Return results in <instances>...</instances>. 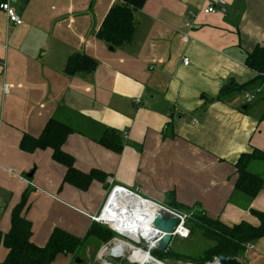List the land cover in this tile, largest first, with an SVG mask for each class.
<instances>
[{
	"label": "crops",
	"instance_id": "obj_1",
	"mask_svg": "<svg viewBox=\"0 0 264 264\" xmlns=\"http://www.w3.org/2000/svg\"><path fill=\"white\" fill-rule=\"evenodd\" d=\"M115 1L11 0L18 26L0 10V232L9 231L12 211L26 197L22 215L33 244L45 246L54 229L83 238L108 199V179L174 210L257 227L251 211L264 213V181L253 198L235 191V164L253 149L264 153V82L215 99L230 82L256 77L245 58L264 48V0H222L211 14L203 9L218 0H146L135 12L132 41L113 48L96 34ZM73 54L91 57L96 70L65 75ZM50 119L72 129L62 150L74 168L98 171L103 181L80 190L64 181L66 168L51 149H20L22 136L38 137ZM110 131L119 135L109 140L117 151L101 143ZM258 162L248 170L263 176ZM253 242L241 264H264V237ZM6 255L0 245V262ZM74 260L59 254L54 261Z\"/></svg>",
	"mask_w": 264,
	"mask_h": 264
},
{
	"label": "trees",
	"instance_id": "obj_2",
	"mask_svg": "<svg viewBox=\"0 0 264 264\" xmlns=\"http://www.w3.org/2000/svg\"><path fill=\"white\" fill-rule=\"evenodd\" d=\"M3 1L0 0V3ZM145 1L116 0L97 32V38L113 48L129 44L136 29L135 12L141 10ZM245 64L256 73L254 80L245 85L230 82L222 89L215 100L222 101L227 97L246 92L264 82L263 47H256L249 53L245 58ZM96 68L97 62L91 57L84 54H73L68 58L63 72L67 76L81 73L90 74ZM262 118H264V112ZM71 133L72 129L65 124L50 119L38 137L23 135L19 147L22 151L29 153L39 149H51L54 161L66 168L64 181L80 190H86L93 179L103 181L104 177L98 171L82 173L74 168L72 157L62 150L67 136ZM118 137L119 135L114 131L107 132L102 137L101 143H107L113 150L117 151L120 146L112 145L109 140L111 138L118 139ZM256 160L264 162V153L253 149L250 153L240 155L235 164L237 181L234 190L251 198L263 189L262 176L248 170L249 163ZM25 199L26 197L13 209L9 231L5 234L0 232V245H3L7 250V255L0 264H51L59 254L73 255L89 243H93L94 247L98 249L116 236L107 226L93 222L83 238H77L60 229H54L45 246H36L30 240L31 223L22 215ZM175 209L190 213V217L185 223L186 227L188 229L192 228L193 233L198 232L205 240L213 243L203 250L197 256L198 258H190L193 264L212 263L217 256L242 258L247 243L264 237V213L251 211V214L258 220L257 227L246 222L227 227L217 220L207 218L198 209H186L180 206L175 207ZM143 249L146 250V248ZM164 252L154 249L150 251V256L164 260Z\"/></svg>",
	"mask_w": 264,
	"mask_h": 264
},
{
	"label": "bare ground",
	"instance_id": "obj_3",
	"mask_svg": "<svg viewBox=\"0 0 264 264\" xmlns=\"http://www.w3.org/2000/svg\"><path fill=\"white\" fill-rule=\"evenodd\" d=\"M156 210L157 207L153 204L128 192L115 191L109 195L101 217L120 236L135 242L142 239L153 250L157 246L155 240L158 237V231L151 224ZM127 247L132 250L129 258L131 262L145 264L150 261L151 256L146 253L147 250L130 247L122 241L112 247L111 254L120 256ZM103 254L104 250H101L99 255ZM103 264L108 262L104 261Z\"/></svg>",
	"mask_w": 264,
	"mask_h": 264
},
{
	"label": "rangeland",
	"instance_id": "obj_4",
	"mask_svg": "<svg viewBox=\"0 0 264 264\" xmlns=\"http://www.w3.org/2000/svg\"><path fill=\"white\" fill-rule=\"evenodd\" d=\"M254 103L258 105L262 103L260 96H258L257 99H255ZM255 172L257 173L263 172L262 179L264 178V162L263 161L258 162L255 168ZM107 192H106L107 195H109V193L111 192V189H109V187H108ZM168 202H169V199H168ZM189 231H190L189 237L186 239H181L176 236L173 237L171 240V243L168 246V249L163 254L165 256L164 257L165 259L159 260L156 258V260H158L161 264H193L190 258H195V257L198 258L197 256H199L203 252V250L210 247L213 243L205 240L202 236H200L198 232L193 233L192 228L189 229ZM119 240H122V242H124L125 245L128 243L130 247L133 246L136 249H140L143 251H144L143 248H146L147 246L145 241L142 239L139 240L138 242H135V241H131L130 239L126 237H122L121 239L119 238ZM98 249H96L92 243H89L83 249L77 250L74 256L76 258H79L83 262V264H100L98 257H97L99 250H100ZM131 252L132 250L129 249V247H127L124 251V254H126L125 256L126 258H122L119 260L111 259L109 262L111 264H136V263L131 262L129 259ZM55 263L56 261H53L51 264H55ZM71 264H75V260L72 261Z\"/></svg>",
	"mask_w": 264,
	"mask_h": 264
},
{
	"label": "built area",
	"instance_id": "obj_5",
	"mask_svg": "<svg viewBox=\"0 0 264 264\" xmlns=\"http://www.w3.org/2000/svg\"><path fill=\"white\" fill-rule=\"evenodd\" d=\"M225 3L222 1V0H218V1H215L213 3H211L209 6H207L206 8L203 9V12L205 14H211V13H215L217 11V6H223ZM0 10L3 11L6 16H7V20H8V23L10 25H15V26H18L22 23V20H21V17L15 12V10L11 7V0H4L2 3H0ZM190 14V17L191 18H194V15L192 13H189ZM185 27L187 29V32H185L183 35V40L184 42L188 41V32L189 30H191L192 28V22L190 21H187L185 23ZM188 59L187 58H184L183 59V65H187L188 64ZM252 99L250 97H247V102H251ZM136 103H138L139 101L136 100L135 101ZM195 122V120H193ZM127 135L128 133L127 132H123L122 133V138L123 140L127 139ZM107 184H109V189H111V192L109 193V195L115 191H119L120 189L122 191H125V192H128V193H131L132 195L144 200V201H147L151 204H153L154 202L152 201H149V200H146V199H143L142 197H140L136 192H130V191H127L119 186H116V185H112V180L111 179H108L107 180ZM109 198V196H108ZM108 200V199H107ZM107 200L105 201L100 213L98 215H95V216H90V219L92 222H95V223H99V224H103L105 226H109L104 220L103 218L101 217L102 216V213H103V210H104V207L106 206V203H107ZM155 207H157V210H156V213L153 217V219L155 218V216L157 214H162L163 216L167 217V216H176L178 219H179V224L177 225L176 229L174 230L173 232V235H172V238L173 237H179L181 239H186L189 237V234H190V231L189 229L186 227V221L189 219L190 217V213H186V212H182V211H179V210H174V209H171L165 205H161V204H157V203H154ZM153 221V220H152ZM110 228V226H109ZM158 231V230H156ZM120 235V234H119ZM162 236V233L160 231H158V237L156 238L155 242H156V245L159 241V239L161 238ZM123 236H120V239L122 238ZM122 240H119V238H114L113 240H111L109 243H106L104 244L103 246H101L100 250H99V253L101 250H104V254L102 256L99 255L98 253V260L100 262V264H103L104 261H106V257L107 256H111L112 259H122V258H126V254H121L120 256H117L115 257L114 255L111 254V250H112V247L116 245L117 242H120ZM128 244V243H127ZM133 247V246H132ZM135 248V247H133ZM156 249V248H155ZM247 249H252V247L250 245H247ZM151 251V250H150ZM107 262V261H106ZM108 264H111L110 262H108Z\"/></svg>",
	"mask_w": 264,
	"mask_h": 264
},
{
	"label": "water",
	"instance_id": "obj_6",
	"mask_svg": "<svg viewBox=\"0 0 264 264\" xmlns=\"http://www.w3.org/2000/svg\"><path fill=\"white\" fill-rule=\"evenodd\" d=\"M110 50L112 49L110 48ZM119 191L122 190L120 189ZM153 205L155 204L153 203ZM151 224L154 230H158L162 233V236L157 243L156 250L159 252H164L172 240V235L177 225L179 224V219L176 216L165 217L162 214H157ZM115 232L118 234L117 231ZM146 250H147L146 253L149 255L151 247L146 246ZM82 263L83 262L79 258L75 259V264H82ZM145 264H161V263L155 258L150 257V261ZM207 264H241V262L238 258L217 256L215 257L212 263H207Z\"/></svg>",
	"mask_w": 264,
	"mask_h": 264
},
{
	"label": "flooded vegetation",
	"instance_id": "obj_7",
	"mask_svg": "<svg viewBox=\"0 0 264 264\" xmlns=\"http://www.w3.org/2000/svg\"><path fill=\"white\" fill-rule=\"evenodd\" d=\"M145 251V250H144Z\"/></svg>",
	"mask_w": 264,
	"mask_h": 264
}]
</instances>
